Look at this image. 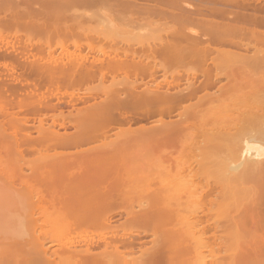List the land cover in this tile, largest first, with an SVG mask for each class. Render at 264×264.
<instances>
[{
    "label": "bare ground",
    "instance_id": "1",
    "mask_svg": "<svg viewBox=\"0 0 264 264\" xmlns=\"http://www.w3.org/2000/svg\"><path fill=\"white\" fill-rule=\"evenodd\" d=\"M193 1L196 0H153L155 5L149 6L151 2H145L148 4L145 6L140 4V13L141 10L148 13L141 18L148 19L152 25L161 24L154 15L163 14L171 23L189 28L173 29L171 39L139 51L95 45L92 33L98 35V31L81 26H59L63 24L49 21L48 15L46 19L41 18L45 14L29 20L21 14L26 21L18 16L20 13L0 16V180L8 181L9 185L17 184L28 193L25 216L30 220L17 218L0 207V264H193V255L197 264H213L214 257L210 256H215L213 250L219 244L214 247L217 240L214 245L211 242L216 232L221 234L224 224L225 233L222 231L221 235L225 237L218 235L220 246L226 243L227 248L249 251L242 250L248 255H238L237 259L229 253L232 262L228 258L229 262L225 260L223 264H258L264 260L261 259L264 258V132L261 131L264 128V92H261L264 90V29H245L237 22L241 19L264 23V14L228 8L227 3L237 5L238 0ZM217 1L227 7L220 2V6L217 5ZM241 1L242 6L249 2ZM1 3L8 2L2 0ZM130 3H124V7H137ZM256 9L263 10L264 6ZM134 14L132 17L129 14L131 21L135 20ZM77 18L81 23L83 16ZM192 25L202 26L198 31L208 39L237 45L238 51L234 47L215 48L220 58L214 64L219 74L227 76L224 84H216L215 78L209 75L205 60L208 46H202V50L176 42L178 36L193 31ZM21 35L26 42L44 41L49 48L21 49L17 45ZM69 43L72 48L68 47ZM82 44L95 54L85 53ZM55 46L60 48L57 55L51 52ZM248 46L253 47L251 54L238 49ZM197 50H200L198 55L192 54ZM96 53L101 55L96 56ZM198 56H202L201 60ZM149 58L159 62L158 68H164L166 62L173 65L189 60L190 70H197L195 67L201 64V70L207 73L201 87L205 93L198 98L196 93L200 85L191 75L184 77L183 84H177V80L173 90L169 89L172 80H167V87L163 89L159 85L156 90L150 86L135 89V83L143 81L141 75L150 76L154 71L155 65L149 63ZM3 70L18 75L15 78L18 81L2 76ZM105 75L111 76L107 82ZM256 81L262 83L261 91L260 86H255ZM250 83L261 93H255V88L251 91ZM83 86L88 93L100 96L89 94L93 100L84 101V96L77 94ZM43 87L46 92L55 93L52 98L59 101L68 98L73 107L81 99V106L67 113L48 114L51 122L44 124V117L37 115L43 107L56 103L50 101L49 95L38 94ZM211 87H216L221 95L210 92ZM195 96L198 98L193 101L195 104L187 102ZM214 96L218 97L213 99ZM185 101L186 105H181ZM239 105L243 106L242 110ZM175 110L179 116L177 122L166 123L169 119L163 118V114ZM46 112L42 114L45 116ZM137 115L160 116L156 120L162 123L133 126L130 123ZM35 117L36 124L28 122ZM193 120L220 122H212L211 126V123L183 124ZM63 121H68L73 129H66ZM32 129L36 134H32ZM198 134L205 137L202 142ZM196 136L200 138L198 141ZM84 143L89 144L81 147ZM72 146L76 147L74 151L63 150ZM193 149L199 150L196 156L199 153L201 156L194 158ZM28 152L33 154L28 156ZM223 154L228 155V159L233 158L234 163L227 164ZM193 161L207 170L214 161L221 165L227 161V165H222L223 171L227 169L225 172L214 173L232 194L224 187L221 192L228 194V202L225 200V204L222 198L221 205L215 206L218 215L220 210L223 213L224 218L220 214L221 221L225 220L220 223L222 226L210 225L213 219L208 221L209 216L203 219V215L213 213L215 208L199 204L204 196L201 193L207 189L198 178L202 177L201 173L204 176L212 169L221 168L211 166L208 173H199L192 171L195 169ZM229 178H233L234 184L226 182ZM247 183L252 187H246ZM196 186L204 190L200 192L202 189L198 191ZM180 192L188 196L186 204L182 203ZM195 193L203 195L201 201L195 195L193 203L189 202L192 199L189 196ZM141 198L146 199V203L138 201L135 208L131 201ZM247 198L248 202L241 204ZM196 199L199 203H194ZM229 207L235 208V212H228ZM120 212L128 219L125 229L128 235L118 239L105 235L104 229L95 237L88 235L95 226L103 227L109 214ZM39 216L45 219L36 218ZM213 217L215 222L220 218L216 214ZM216 224L217 228L218 225L222 227L220 231L216 230ZM202 249L206 252L202 253ZM245 256L250 257L248 261L241 260ZM204 259L209 262L204 263Z\"/></svg>",
    "mask_w": 264,
    "mask_h": 264
},
{
    "label": "rangeland",
    "instance_id": "2",
    "mask_svg": "<svg viewBox=\"0 0 264 264\" xmlns=\"http://www.w3.org/2000/svg\"><path fill=\"white\" fill-rule=\"evenodd\" d=\"M6 1L8 3L2 4L1 3L2 0H0V16H2V14L3 15L4 14L5 15L6 14L7 15H11V14H14L15 13L17 15L18 13H20L18 16L21 17V14H22L23 16L27 17V20H29V19L32 18V16H33V18H35L37 16L39 18L40 17L39 16L40 13L42 15L45 14L44 16H41V18H45L46 19L45 16L48 15V20L49 21H56V22H60L61 24H63V25H59V26H64V25H68L69 26V25H71V26H73L75 28L81 26V27H87L89 29H94V31H98L99 32L98 35H96L95 33H92V36H93L92 37L93 44H95V45L102 44L104 46L110 45L111 47L119 46V47H121L123 49H127V50L128 49H131V48H134L135 50L139 51L142 48H147L148 46H152V47L158 46L161 41H166V39H169V37L171 39L173 37L172 36L173 34L170 35L171 34V31H173V29H177V27H178L177 24L171 23L170 20L167 19V17H163L164 16L163 14H160L159 17H157L158 15L157 16L154 15L155 16V19L156 18H159V21L162 22L159 25H154V24L152 25V24L149 23L148 19H146V18L145 19H142L143 17H146V15L148 13H145V10L144 11L141 10L142 12L140 13V7H138V6L140 4H141L140 6H145V5H148L150 2L151 3L149 4V6L152 5V4L155 5V2H153V0H151V1H147V0H127V1H125V0H118V2L116 0L115 1L114 0H84V1H77V2L74 1V0L73 1H68V2H66L65 0H6ZM133 1H138V2H134L135 4H133L132 3ZM190 1H192V0H190ZM248 1L250 2V5H248L249 2H248V4L246 3V5H243L245 8H243L242 4L240 3V0H238L237 5H234L233 4V6H231V3H229L230 6H229V4L227 2L226 3L228 5V8L231 9V10L234 9V11H235V9L236 10H240V11L247 10L248 12L250 10H253L251 12H254V13H256V12L259 13V12L262 11L258 15H263L264 14V9L263 10L261 9L260 11H257L258 9H256V7H261L262 8L264 6V0H248ZM145 2H147L148 4H146ZM193 2L197 3L198 0L193 1ZM219 2L217 1L216 4L220 6ZM241 2L243 3V0ZM124 3H130L133 6L134 5L135 6L137 5V7L135 9H131L130 7L125 8L124 7ZM220 3H221V6L227 7L226 4H225L226 6H224V5H222V2H220ZM119 4H122L123 6H121ZM259 4H263V5L260 6ZM118 6L120 7V9H119ZM251 7L252 8L255 7L254 9H256V11H254V9H252ZM130 10H132V11H130ZM133 13H135L134 14L135 15L134 16L135 17V20L131 21V18L130 17H132ZM125 14H127V15H125ZM124 15L127 16V17L130 16V17L129 18H125ZM78 16H83V18H81V23L77 22V20H78L77 17ZM55 17H57V18H55ZM21 18H22V20L26 21V18H23V17H21ZM99 18H102L104 20V23H102L103 20L102 21L101 20H98ZM125 19H126V21H125ZM34 20H36V19H34ZM34 20H32V21H34ZM237 22H238V25H243L242 28L245 27V29H247V28L248 29L255 28V29H259V30L260 29L261 30L264 29V23H260V24L259 23H256V22L254 23L251 20H247L246 22H244L241 19L238 20ZM186 28H189V27H185V29ZM185 31L187 32L188 30H185ZM139 36H141V37H139ZM18 37H21L17 41V45L21 49H28L31 46L37 47L38 49L39 48L40 49H44V50H46V49L49 48L48 45H46L44 43V41H38V42H31L30 43V42H26L23 39V35L18 36ZM10 40H14V39L12 37H10ZM201 41L202 42H199L201 45H206L209 48V51L207 53H205V60L207 59V62H208L207 63V67L209 69L208 71L211 72V73H209V75H211V76H213V78H215L216 84H221L223 82H226L227 76L225 74H219V72H218L219 70H218L217 66H215V64H214L215 61L219 60V58H220L219 55H218L219 53H217V51L215 50V48L216 47H219V46L220 47L223 46L224 48L234 47L233 49H236L237 50V45L236 44L234 45L233 43L222 42V41H219V40L213 41V40H210V39H204V40H201ZM176 42L178 44L184 45V44L189 43L190 41L184 40V39H179ZM237 42H239V40ZM51 45H53V43H51ZM68 47L69 48H72L71 43L68 44ZM82 47L84 48V52L85 53H87V54H90V53L91 54H95L94 51H90L89 49H87L84 44H82ZM223 47H221V48H223ZM238 49H239V51L246 52L248 54H251L253 52V47L252 46H250V47L248 46L247 48H244V49L238 47ZM108 50L107 51L109 53H112L111 49H108ZM117 51L121 52L120 50H117ZM51 52L53 54H56L57 55V54L60 53V48L58 46H55V48H53V50ZM99 55H101V53H99V54L96 53V56H99ZM152 55H153V57L155 56L156 59L158 58V56L155 53L154 54L152 53ZM196 55H198V54H196ZM201 57L198 56V60H201ZM142 58L145 61L146 57H142ZM193 58H195V57H193ZM202 60H203V58H202ZM148 61H149V63H155L153 61V59H150ZM187 61H189V60H185L184 62H187ZM184 62H181V63H178V64L175 63L173 65H171V64L169 65L166 62V65L167 66L165 65L164 68H162V67L158 68V65H159L158 63L159 62H156L157 65H155L154 68L158 72H155L154 76L157 78V80L160 79L162 77L161 73L164 74L163 71L164 72L168 71V72H166L167 75H176V76L181 75V77H182V75L183 76L191 75L192 78H194L195 80L198 81L197 83H200V87H199V89H197V93H196L197 96L199 95L198 96V98H199L202 94L205 93L204 89L203 88L201 89V87H203V82L202 81H203V78L206 77L207 73H205L204 69H202L203 71L201 70V67H200L201 64L200 65L197 64V66L195 67L197 70H195V69L194 70L193 69L190 70V68H191V66L189 67L190 63L187 62V64H186ZM193 63H194V59H193ZM193 63L191 64L192 67L194 65ZM0 71H2V68L1 67H0ZM1 75L2 76H5V77H10L11 78V75H6V72L4 70H3V72H1ZM251 83H253V82L251 81ZM255 83H257V85ZM254 84H255L256 87L257 86H260L259 87V90L260 91L262 90L260 88H263L264 87V86L261 87L262 85H260V84H262V83H260V82L258 83L257 81L254 82ZM254 84H251V86H253ZM255 86L251 87V91H253V89L255 88L254 89L255 90L254 92L255 93H259L260 91L258 92L257 91L258 88H256ZM210 90H209L210 92H213V91L215 92L216 91L215 94L217 93L218 96L221 95V93L217 90L216 87H211ZM261 92H264V90L261 91ZM45 94L46 95H49L50 98H51V99L49 98L50 101L52 103H56V104L55 105H51V106H46V108L43 107L42 110H41V113H39L37 115L38 117H44V119L46 120V122L44 124L51 122V115H52V113L57 114L60 111H62L63 113H67L68 111H74L75 107L76 106L79 107V105L81 106V103H82L80 101L81 99H79L78 100V105H76V106L73 107V105H71V101H68L69 100L68 98H65L64 101H59V100H57V98H52L54 96H51V95H55V93H53L52 91H47V92H45ZM77 94H78V96H84L83 97L84 98L83 99L84 101H90V100L92 101L93 99L89 98L90 96H94V97H99L100 96V95H98V93H95L94 95H92L91 93H88L84 86L83 87H80L79 91H77ZM89 94H90V96H89ZM218 96H216V97L214 96L213 99H216ZM196 98H197L196 96L195 97H192L191 99L187 100V102H192L190 104H195V103H193V101H196L198 99V98L197 99ZM53 101H55V102H53ZM187 104H189V103H187ZM181 105H186V101L184 103H182ZM242 107L243 106L239 105V109L240 110L243 109ZM199 108H203L204 109L205 107H199ZM42 111H47L48 113L46 112V114L47 115L48 114H51V115L50 116L49 115L48 116L47 115L44 116L42 114ZM156 117H160V116H156V115L155 116H152V115H137V116L134 117L135 120L132 121L133 123H130V124L133 125V126H137L139 124L148 126V125H152V124H155V123H157V124L162 123L161 121H157L156 120ZM162 117L165 118V119H169L168 121L165 120L166 123H171V122L176 121L179 116L177 115V112L175 110L174 112L171 113V116H168L166 114H163ZM57 120H58V122H61L62 121L61 119H57ZM28 122L29 123L36 124L37 123V117L30 118ZM212 122H214V123H217L218 122L219 123L220 121H214V120H207V121H196V120H193V121H191V123H193V124H200V123L210 124L211 123L209 126L213 125ZM240 123H243V122H240ZM63 124H64V127L66 129H68V130H72L73 129L72 125L68 121H63ZM58 129L63 130L62 127H60V128L58 127ZM263 129L261 130L262 133L264 132ZM31 131H32V134H36L35 129H32ZM198 135H199V137L201 139L198 136H196V137H198V138H196L197 141L200 139V141L202 142V139H203L202 137H204V136L202 135V137H201V134H198ZM263 135H264V133H263ZM88 144L89 143H87V144L84 143L83 145H81V147L87 146ZM64 148H66V149H63L64 151H74L76 147L74 148L72 146V147H68V148L67 147H64ZM246 150H247V148H246ZM197 151H199V150L193 149V151H192L193 152L192 155L194 156V158H197L198 156H201L200 153H199L200 155L198 154L196 156V153L195 152H197ZM225 153L226 154L227 153L229 154V152H227L226 149H225ZM29 154H33V152H28V156H30ZM221 156H223L222 158H224V157H226L228 155L225 156V154H223ZM226 160L228 161V162L226 161L227 164H233L234 161H235L233 158H231V159H228L227 158ZM214 162H212V163H214ZM226 162L225 163L223 162L222 165H224V164L227 165ZM212 163H211V166L213 168L219 167L221 169L216 168L218 170H216V169L213 170L212 167L209 166L210 168L208 167V170L209 169H212V170L210 171V173H208V170L207 169L200 168L202 165L199 166L200 164L199 165L196 164L195 161H193L191 163V164H193V168H195L192 171L195 170V171H198L199 173H201V172H205L206 173L207 172L208 174L207 175L204 174L205 178L203 176V173H201V175H200L202 177H198V178H200L199 182H201V184L203 182H204V184H206V186L202 184V186L206 187V188H204V189H207L206 191L204 189H202L203 188L202 186H200V187H202L201 188L202 190L200 189V187L198 188V186L200 184H199L198 180L196 179V181L198 183L197 184L198 186H196V188L199 189L198 191L201 190L200 192H202L204 190L201 193V194L204 193L203 194L204 196L203 195L200 196L199 193H195L193 196H189V197L190 198L193 197L195 199L196 196H199L198 199H200L203 196L204 202H202L203 200L201 201V199H200L199 201H201V202L199 203L198 202V199H196L195 200L196 202H194V203H199V204H202L203 203L206 207H209L210 208V206H212L211 208L213 209L219 203H220L219 205H221V203L223 202L222 201V198L224 199V203L226 204L225 200L228 202L227 196H228V194H231V193H229V191H226V189L228 190V188L225 187L226 186L225 183H224L225 184V186H224L223 181H221L220 178L218 177L219 175L216 176L217 173H220L219 171H223L224 170V169L222 170V165L221 164H218V162H215V163L218 164V166H216L217 164L214 163L215 165H213ZM198 166H199V168H197ZM223 168H224V166H223ZM24 169H25V171H28V168L24 167ZM226 170L227 169H225V171ZM225 171H223V172H225ZM211 173H213V175L216 174L215 175L216 178L215 177L212 178ZM209 174H210V176H208ZM207 177L210 178L209 181H208V178ZM204 180H207V181H204ZM207 182H208V184H207ZM226 182L227 183L228 182H231L230 184H234L233 178L227 179ZM7 183H8V181H6V180L5 181H1L0 180V207H4L9 213L15 214L16 217L17 216H19V217L21 216L24 219L26 218V221H30L28 219V216H25L26 215V209H27V206L29 204V195H28V193L26 191H23V189H21V186H19L17 184H15V185L14 184L9 185V183L8 184ZM154 185H156V184H154ZM154 185H152L153 188H154ZM247 186H249V183H247L246 187ZM224 187H225L224 190L226 192H228V194L225 193V191L221 192V190H223ZM249 187H252V186H249ZM197 189H196V191H197ZM186 191L187 190L185 189V192L183 191V193H186ZM194 192H195V190H194ZM183 193L180 192L179 195H182ZM224 193L227 194V195L224 196L223 195ZM179 195L178 194L176 195L177 199H179L178 201H180V196ZM178 196H179V198H178ZM139 197H145V196H143V195L141 196L140 195ZM186 198H188V196L185 197L184 194L181 196V201H182L183 204L184 203L186 204V202L188 201ZM193 198L190 199L189 202L193 203L192 202V200H194ZM184 199H185V201H184ZM228 199L230 200L231 198L228 197ZM141 200H142V198L140 200L137 199V201L136 200L131 201V203H133V206L136 208V207H138L137 205L139 204L138 201L141 202ZM145 200L146 199H144L142 201L145 202ZM231 200L229 202L230 204H232L231 203ZM247 200H248V198L246 200H243L241 202V204H246L248 202ZM234 201L235 200L233 199V202ZM182 203H179V204H182ZM183 204H182V206L185 207L186 205L184 206ZM208 204H210V206ZM229 209H230V211L228 210V212H232V213H233V211L235 212V208L233 209V208H230L229 207ZM216 210H217V208L214 209L213 213H212V211H210V212L207 213L208 215L207 214H205L206 216L203 215L202 216V217H204L203 219L206 220L207 219V216H209V219H207V220L210 221V218H211V219H213L212 221H214L215 220V217H213V215H215V214H216V216L220 217V214L222 213L221 210H220V214L219 215H218V212L217 213L215 212ZM218 210H219V208H218ZM236 213H234V215ZM221 216L223 217V213H222ZM41 217L43 218V216H39V217H36V218L42 219ZM222 217L217 218V220L219 222L218 221H216V222L214 221V223H213L212 221H210L209 222L210 225L215 224V223H218V224L221 223V224H223V222H225V220L222 222L221 220H223V218H224V217L223 218ZM46 218H48V217H46ZM52 218H54V217H52ZM107 218H108V221L117 223L119 225V227H117L114 230H109L108 231V230L105 229V227L107 226L106 224L105 225H102L103 227H96L95 226L93 228V230L90 233H88V235L97 236V233H98V231L100 229H104L103 231H104V234H106V235H110V234H113V235L115 234L117 236L128 235L127 231L125 230L127 228V221H128V219H127V217H125V215H124L123 212H120V213H117V214L116 213H113V214L111 213V214H109L107 216ZM43 219H45V218H43ZM226 222H227V219H226ZM221 226L218 225L219 228H217V224H216L215 225V228H217L216 230L218 231V229H219V231H220V228H222ZM224 227H225V224L223 225V229L220 231L221 234H222V231L224 230ZM216 230H215V232H216ZM110 232H112V233H110ZM221 234L220 233L218 234L216 232V234H215L216 237L214 236L215 239L214 240L212 239L213 240L212 242L210 241L211 243H213L212 245H214L215 242H216V240H217V244L214 245V247L217 246L218 244H219V247H221L220 249H217V248H219L218 246H217V248L215 247V249H214L215 251L213 250V253H216L215 256H210V257L216 258V259H214V258L212 259L211 258L212 259L211 261L214 262L213 264H223V263H225L228 260V258L229 259L231 258V257H229L227 255L229 253L230 254L232 253L233 254L232 256L235 259H237L236 256L243 254L244 253L243 251H247V252L249 251V249H241V248H239V249L238 248L237 249L233 248L232 249V248H227V246L225 247L226 243H225L224 247L223 246H220V243H218V242H220V241H218L219 240V236H220V238L225 237V234H224V236L221 235ZM1 237H2V233H0V240H1ZM14 237L16 238V236H14ZM212 237L213 236L211 235V237L209 239L211 240ZM47 244H49V243H47ZM133 246H136V245H133ZM52 247H54V246H52ZM134 250L136 252L137 251V248H135ZM200 251H201V249L199 250V253H201ZM205 252L206 251H203V249H202V253H205ZM262 255H264V254H262ZM195 256H197V255H195ZM208 257L209 256H207V258ZM233 257H232V259H230L231 262L233 260ZM193 259H194V260H192L193 261V264H197V262H195V260H197V259H196V257H194V255H193ZM261 259H264V258L261 257ZM206 260L209 262V259H204L203 262L204 263H207ZM261 261L262 262L261 263H258V264H264V260H261ZM227 262H229V260ZM234 262L235 261H233V263ZM198 263H199V260H198Z\"/></svg>",
    "mask_w": 264,
    "mask_h": 264
},
{
    "label": "flooded vegetation",
    "instance_id": "3",
    "mask_svg": "<svg viewBox=\"0 0 264 264\" xmlns=\"http://www.w3.org/2000/svg\"><path fill=\"white\" fill-rule=\"evenodd\" d=\"M157 59H159V57L157 58ZM151 65H157V63L155 62V63H151ZM155 72H158L157 70H155V68H154V71H153V73L150 75V76H147L146 74H144V75H141V76H143L142 78H143V81L142 82H139V83H135V85H134V88L135 89H142V88H145L146 86H150L152 89H157V85H159V87L161 88V89H163L164 87H167L166 86V81L167 80H172V83L169 85V89H171V90H173V89H175V86H176V83H177V80L179 81V83H177V84H183V82H184V77H186V76H183L182 75V77H181V75H178V76H176V75H167L166 74V72H168V71H166V72H164L163 71V73L164 74H162L161 73V75H162V77L160 78V79H158L157 80V78L154 76V74H155ZM180 74V73H179ZM6 75H10V74H8L7 72H6ZM18 77V75L17 76H14V75H11V78L10 77H7V78H9V79H13V80H17V79H15V78H17ZM111 79V76L110 75H105V81L107 82V81H109ZM18 81V80H17ZM197 81V80H196ZM94 82H96V79H95V81ZM198 82V81H197ZM37 83H39V82H36V84ZM156 83V84H155ZM95 84V83H94ZM197 85H200V83H197ZM182 86V85H181ZM199 89V88H198ZM45 92H46V90H45V87H43L42 89H41V91H39L38 92V94L39 95H43V94H45ZM178 109V108H177ZM177 111V110H176ZM166 115H168V116H171V114H166ZM168 121V120H167ZM177 121H174V122H171V123H176ZM187 124L188 126H190V125H192L193 123H191V121H185V122H183V124ZM190 123V124H189ZM106 221H107V223H106V227H105V229L106 230H114V229H116L117 227H119V225L117 224V223H115V222H111V221H108V218H106ZM113 232V231H112ZM112 232H110V233H112ZM134 234H136V233H134ZM106 235V234H105ZM112 237H117L118 239H122L123 237H125V235H121V236H117V235H113V234H110ZM109 235V236H110ZM93 236V235H92ZM93 237H95V236H93ZM135 237H137L136 235H135Z\"/></svg>",
    "mask_w": 264,
    "mask_h": 264
},
{
    "label": "crops",
    "instance_id": "4",
    "mask_svg": "<svg viewBox=\"0 0 264 264\" xmlns=\"http://www.w3.org/2000/svg\"><path fill=\"white\" fill-rule=\"evenodd\" d=\"M181 26H183V27H188V26H184V25H178V27H180L181 28ZM177 27V28H178ZM190 28H194L193 29V31H191V33H186V34H182V36H178L177 38H179V39H184V40H188V41H190L189 43H187L188 45H191L192 47H195V49H196V47H197V49L199 48V49H202V46H206V45H201L199 42H202L201 40H204V39H208V38H206V36H205V34H203V33H200L198 30L200 29V28H202V26H200V25H192V27L190 26ZM190 37H194L195 39H189ZM178 39V40H179ZM210 40H213V41H215V40H218V39H212V38H209ZM219 41H221V40H219ZM220 47V46H219ZM203 50V49H202ZM198 51L200 52V50H197V51H194V52H192V54L194 53V54H197L198 53ZM247 253H243L242 255H246ZM248 255V254H247ZM249 258L250 257H247V256H245V257H242L241 258V260H249Z\"/></svg>",
    "mask_w": 264,
    "mask_h": 264
}]
</instances>
